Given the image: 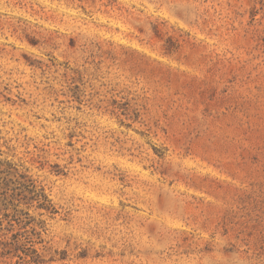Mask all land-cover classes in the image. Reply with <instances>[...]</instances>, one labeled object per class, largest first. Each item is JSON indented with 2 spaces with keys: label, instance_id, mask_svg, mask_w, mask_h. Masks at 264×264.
Returning a JSON list of instances; mask_svg holds the SVG:
<instances>
[{
  "label": "rangeland",
  "instance_id": "obj_1",
  "mask_svg": "<svg viewBox=\"0 0 264 264\" xmlns=\"http://www.w3.org/2000/svg\"><path fill=\"white\" fill-rule=\"evenodd\" d=\"M0 264H264V0H0Z\"/></svg>",
  "mask_w": 264,
  "mask_h": 264
},
{
  "label": "trees",
  "instance_id": "obj_2",
  "mask_svg": "<svg viewBox=\"0 0 264 264\" xmlns=\"http://www.w3.org/2000/svg\"><path fill=\"white\" fill-rule=\"evenodd\" d=\"M30 193V192H29ZM41 207H44V206H41Z\"/></svg>",
  "mask_w": 264,
  "mask_h": 264
}]
</instances>
